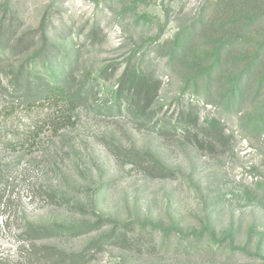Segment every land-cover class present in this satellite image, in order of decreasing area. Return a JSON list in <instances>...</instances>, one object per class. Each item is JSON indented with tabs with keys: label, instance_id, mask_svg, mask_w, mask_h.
Returning a JSON list of instances; mask_svg holds the SVG:
<instances>
[{
	"label": "rangeland",
	"instance_id": "1",
	"mask_svg": "<svg viewBox=\"0 0 264 264\" xmlns=\"http://www.w3.org/2000/svg\"><path fill=\"white\" fill-rule=\"evenodd\" d=\"M3 25L37 32L4 72L45 37L32 78L73 63L80 100L0 95V264H58L30 257L45 247L79 264H264V0H0ZM136 81L158 84L144 112ZM28 225L73 229L30 242Z\"/></svg>",
	"mask_w": 264,
	"mask_h": 264
},
{
	"label": "trees",
	"instance_id": "2",
	"mask_svg": "<svg viewBox=\"0 0 264 264\" xmlns=\"http://www.w3.org/2000/svg\"><path fill=\"white\" fill-rule=\"evenodd\" d=\"M37 36L36 31L24 33L18 37L11 36L9 32V27L7 25H3L0 27V79L2 80L10 79L7 81L5 86L0 87V95H6V102L8 104L12 102H18L19 104H34L40 103L43 101H66L68 103H75L80 100L79 91L73 92L75 90L72 89L71 83L68 81L69 78L72 77L69 71L72 68V64L67 66V69L63 72V77L60 75H51L53 80H47V78H37L34 80L31 76V71L34 67L39 66L46 58L50 55V49L55 48L54 45L48 43L47 39L43 37L42 43L39 46L38 50L32 57H28L20 62H18L17 66H15V70L11 72H4V62L5 59L16 58L20 55L31 50L35 47V37ZM68 71V72H67ZM60 77L59 80L55 81L54 78ZM1 83V81H0ZM135 85L138 87V92H135V95L131 94L130 97L137 98L138 102L142 104L137 105L139 107L140 112H144L147 105L150 104L151 99L156 95L158 84L156 82L149 83L147 81H136ZM5 96V97H6ZM150 98V99H149ZM143 103L146 105H143ZM6 117V116H5ZM3 117V118H5ZM38 128V126H36ZM32 132H28L27 135ZM20 136H25V134H20ZM13 138V139H12ZM8 137V139L2 144L5 148H13L16 145L17 137ZM198 140V139H196ZM21 146V145H20ZM19 146V147H20ZM131 153H128V155ZM142 155L134 154L133 159L135 163L138 164ZM139 165V164H138ZM0 163V176L2 175ZM142 167V165H141ZM145 171H154L159 173H168L167 170L163 169L157 162H154L153 165H149ZM165 175V174H162ZM39 196H41V190L37 192ZM49 200L53 199L55 196L53 193L49 192L46 196ZM27 239L30 242L33 241H41L42 239L56 237L60 233L57 232L59 230H72L73 227H57V228H41L35 227L33 225H28L27 228ZM26 239V241H28ZM33 248V246H30ZM30 257H35L39 259V263L45 261L47 263H64L69 261L72 264H79L83 262V256H69L65 252L56 249L55 247H45L42 251L41 249L37 250V252H31ZM32 259V258H31Z\"/></svg>",
	"mask_w": 264,
	"mask_h": 264
}]
</instances>
